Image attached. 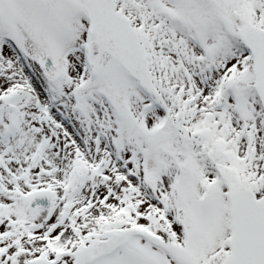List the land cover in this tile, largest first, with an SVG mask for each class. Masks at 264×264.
I'll use <instances>...</instances> for the list:
<instances>
[{
    "label": "snow or ice",
    "instance_id": "6c2138e0",
    "mask_svg": "<svg viewBox=\"0 0 264 264\" xmlns=\"http://www.w3.org/2000/svg\"><path fill=\"white\" fill-rule=\"evenodd\" d=\"M0 264H264V0H0Z\"/></svg>",
    "mask_w": 264,
    "mask_h": 264
}]
</instances>
